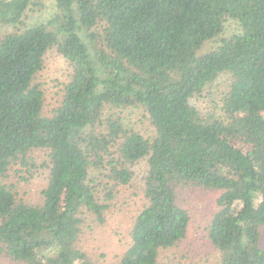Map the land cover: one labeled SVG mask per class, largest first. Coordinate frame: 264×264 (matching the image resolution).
<instances>
[{"label": "trees", "instance_id": "trees-1", "mask_svg": "<svg viewBox=\"0 0 264 264\" xmlns=\"http://www.w3.org/2000/svg\"><path fill=\"white\" fill-rule=\"evenodd\" d=\"M54 1L45 22L0 34V258L97 264L81 225L104 222L114 190L146 159V203L119 264H159L185 239L190 215L175 194L185 185L219 191L206 230L221 264H264V0ZM32 3L0 0V22L21 23ZM228 19L240 30L201 51ZM52 46L70 73L45 115L35 76ZM221 73L222 115L204 117L192 99ZM128 107L143 110L152 136L108 114ZM11 170L22 181L46 171L36 201L19 195Z\"/></svg>", "mask_w": 264, "mask_h": 264}, {"label": "rangeland", "instance_id": "rangeland-1", "mask_svg": "<svg viewBox=\"0 0 264 264\" xmlns=\"http://www.w3.org/2000/svg\"><path fill=\"white\" fill-rule=\"evenodd\" d=\"M56 11L54 0H33L25 11L21 23L17 25L0 22V34L4 35L15 29H24L32 25L45 22ZM240 30L239 25L232 19L226 20L221 34L203 43L201 51L216 46L218 39L228 37ZM264 64V55L261 56ZM70 66L66 59L52 46L44 56V65L35 76V82L41 84L44 91L43 113L49 115L62 99L63 86L67 82ZM229 75L219 74L203 90L201 95L192 99L196 108L204 117H219L220 98L227 88ZM108 113V112H107ZM114 113L122 117L123 124L140 132L143 136H152L154 131L143 110L135 107L116 109ZM236 138V137H233ZM239 146L249 149V143L242 142ZM42 149L34 152L36 162L43 158ZM133 177L129 184L117 187L113 197L108 201L110 206L105 211L104 222L99 224L94 218H87L82 223L80 245L87 255L97 264H119V258L130 243L129 231L135 216L146 203L143 193V177L147 171L146 159H141L131 165ZM11 180L18 181L19 195L26 201L34 202L38 199L39 190L45 185L46 171L41 170L28 181L18 179L14 170L10 171ZM178 203L185 208L190 220L187 234L178 245L162 250L158 256L159 264H221L220 252L209 242L207 226L216 211V198L219 191L199 188L192 185L176 188ZM260 245H264V226L260 229ZM0 264H22L7 258H0Z\"/></svg>", "mask_w": 264, "mask_h": 264}]
</instances>
